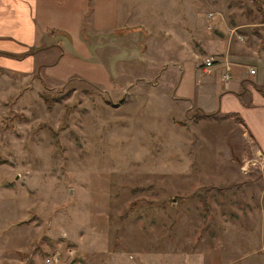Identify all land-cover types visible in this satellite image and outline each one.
Returning a JSON list of instances; mask_svg holds the SVG:
<instances>
[{
	"label": "rangeland",
	"instance_id": "obj_1",
	"mask_svg": "<svg viewBox=\"0 0 264 264\" xmlns=\"http://www.w3.org/2000/svg\"><path fill=\"white\" fill-rule=\"evenodd\" d=\"M120 9L124 27H84L102 84L52 82L51 59L30 75L0 67V264L56 249L86 264H264V154L234 117L176 89L205 78V36L218 57L264 49V0Z\"/></svg>",
	"mask_w": 264,
	"mask_h": 264
},
{
	"label": "crops",
	"instance_id": "obj_2",
	"mask_svg": "<svg viewBox=\"0 0 264 264\" xmlns=\"http://www.w3.org/2000/svg\"><path fill=\"white\" fill-rule=\"evenodd\" d=\"M120 2L0 0V67L30 75L39 69L44 59H51L53 61L47 63L46 73L56 78H50L52 82L67 80L76 74L102 84L106 79H100L93 70L102 68L107 75V68L88 60L97 43L84 36V27L87 26L95 35L124 27L117 21V15L121 13V9L118 10ZM87 16L90 18L89 26L85 23ZM203 39L207 54L219 52L208 36ZM68 48L75 52L76 57L66 55L65 49ZM54 52L55 56L51 57ZM216 57L210 72L202 69L203 76H206L201 85L195 79L194 85L182 80L176 86L177 94L184 100L195 98L201 110L218 111L234 117L252 140L256 152L264 154V49L252 48L242 52L227 49ZM13 58L20 60L19 67L10 65L9 60ZM200 62L196 66L200 67ZM194 65L191 67H196ZM227 65L231 66V76L223 81ZM251 67L256 69L255 73L250 72ZM67 68L70 69L64 71Z\"/></svg>",
	"mask_w": 264,
	"mask_h": 264
},
{
	"label": "built area",
	"instance_id": "obj_3",
	"mask_svg": "<svg viewBox=\"0 0 264 264\" xmlns=\"http://www.w3.org/2000/svg\"><path fill=\"white\" fill-rule=\"evenodd\" d=\"M215 12H208L207 13V19L209 20V23L207 24L208 29H212V20L214 19ZM241 39H243L242 35H239ZM217 57L215 54H207L205 55L201 62L200 67L205 72H210L212 68L214 67L216 63ZM230 69L231 66H226V71L222 75V80L227 81L230 79ZM251 73H255L256 69L251 67L250 68ZM36 264H86L84 260L77 257V254H75L74 251L71 249H56L54 251L48 252L43 256V258L37 262Z\"/></svg>",
	"mask_w": 264,
	"mask_h": 264
},
{
	"label": "trees",
	"instance_id": "obj_4",
	"mask_svg": "<svg viewBox=\"0 0 264 264\" xmlns=\"http://www.w3.org/2000/svg\"><path fill=\"white\" fill-rule=\"evenodd\" d=\"M45 100L49 101L47 97H45ZM239 118V117H238Z\"/></svg>",
	"mask_w": 264,
	"mask_h": 264
}]
</instances>
